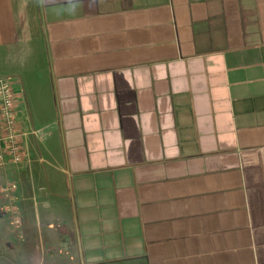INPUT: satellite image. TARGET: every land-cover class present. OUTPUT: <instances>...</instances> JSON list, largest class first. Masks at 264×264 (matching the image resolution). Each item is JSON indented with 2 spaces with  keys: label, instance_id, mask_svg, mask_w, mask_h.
<instances>
[{
  "label": "crops",
  "instance_id": "obj_1",
  "mask_svg": "<svg viewBox=\"0 0 264 264\" xmlns=\"http://www.w3.org/2000/svg\"><path fill=\"white\" fill-rule=\"evenodd\" d=\"M11 75L0 264H264V0H0Z\"/></svg>",
  "mask_w": 264,
  "mask_h": 264
},
{
  "label": "built area",
  "instance_id": "obj_2",
  "mask_svg": "<svg viewBox=\"0 0 264 264\" xmlns=\"http://www.w3.org/2000/svg\"><path fill=\"white\" fill-rule=\"evenodd\" d=\"M19 86L18 81L13 77H0V167H4L7 163L19 164L27 158L26 132L21 128L18 120ZM1 190L4 197L12 200L11 185H6ZM6 211L13 215L14 224L20 222L13 207L8 206Z\"/></svg>",
  "mask_w": 264,
  "mask_h": 264
},
{
  "label": "rangeland",
  "instance_id": "obj_3",
  "mask_svg": "<svg viewBox=\"0 0 264 264\" xmlns=\"http://www.w3.org/2000/svg\"><path fill=\"white\" fill-rule=\"evenodd\" d=\"M9 77H11V78L13 77V79H16V80L18 79V77L15 76V75H11V76H9Z\"/></svg>",
  "mask_w": 264,
  "mask_h": 264
}]
</instances>
